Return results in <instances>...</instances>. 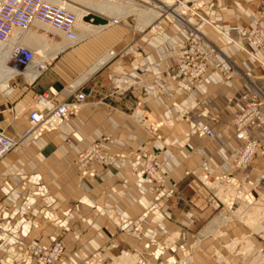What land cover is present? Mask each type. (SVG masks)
I'll use <instances>...</instances> for the list:
<instances>
[{"label": "crops", "instance_id": "obj_1", "mask_svg": "<svg viewBox=\"0 0 264 264\" xmlns=\"http://www.w3.org/2000/svg\"><path fill=\"white\" fill-rule=\"evenodd\" d=\"M259 3H206L202 12L222 36L207 31L215 56L198 82L189 80L179 65L187 42L180 28L168 21L155 32L143 21L133 25L120 20L104 27L83 23L78 25L77 44L50 31H30L37 34L34 40L20 41L38 46L37 52L45 43L52 50L44 54L52 58L31 83L18 76L11 92L10 76L6 88H0L7 92H0L1 131L21 137L38 95L54 103L70 101L77 93L86 99L78 114L58 130L30 138L0 161V203L7 208L1 222L0 264H30L21 262L22 244L48 245L54 239L65 247L62 264H82L99 250L105 251L110 264L124 255L134 260L115 264H180L188 252L190 264L241 263L228 250V241L255 238L254 231L231 215L225 203L220 212L209 203L213 191L207 181L227 175L238 186L232 190L235 196L252 193L255 200L264 193V125L249 127L250 136L261 145L250 167L239 171L230 164L243 145L235 138L233 124L244 109L242 96L264 99V65L236 44L247 46L242 30L264 28ZM74 9L84 12L83 19L89 15ZM50 34L52 40L47 39ZM137 110L151 118L155 132L133 119ZM197 126L209 127L215 137L199 138ZM101 141L109 163L88 164L86 169L97 174L82 178L78 156ZM149 154L167 174L165 186L175 189L174 196L156 201L142 170ZM222 192L219 195L225 196ZM221 216L228 219L211 224ZM120 220L134 221L141 236L119 231L115 222ZM216 253L223 260H215Z\"/></svg>", "mask_w": 264, "mask_h": 264}, {"label": "built area", "instance_id": "obj_2", "mask_svg": "<svg viewBox=\"0 0 264 264\" xmlns=\"http://www.w3.org/2000/svg\"><path fill=\"white\" fill-rule=\"evenodd\" d=\"M58 1L62 2V5L52 0H0V44L7 45L11 43L10 37L15 30L49 34V31L44 28L63 34L72 43L79 42L76 34L77 16L75 12L68 8V0ZM214 1L171 0L172 3L168 11L160 10L159 16L148 25L150 30L154 32L162 30L164 15L167 14L169 22L184 31L187 48L179 58V65L184 67V71L192 82H198L204 76L215 56V52L210 48L211 43L196 28L197 22L203 20V7L206 3ZM259 5L260 14L264 15V0H260ZM119 22L120 19L111 23L108 21L107 24H117ZM213 27L217 29L215 26ZM217 31L221 33L219 29ZM240 37L247 43V46L236 43L238 47L258 63L264 65V28H258L255 31L242 30ZM53 38V34H50L49 39L52 40ZM256 53L261 54L263 59L257 57ZM5 54V49H2L0 51V61L6 59V64L12 69L18 70L19 73L35 63L36 53L34 50L17 41L11 43V48L7 51V58ZM46 67L47 64L45 67L40 66L41 72ZM18 76H21V74L12 77L11 80ZM51 93L53 95L56 94L54 90H51ZM85 99L86 97L83 93H77L73 95L70 101L54 103L46 95H38L34 109L28 115L29 128L21 137L14 139L0 130V161L29 138L39 137L43 131L52 132L58 130L70 117L78 114ZM242 100L245 103L244 109L233 121L236 128L235 138L243 142V145L232 159V164L234 163L236 169L239 170L245 169L252 162L257 149H259L258 141L250 137L249 127L252 125L259 127L264 124V99H260L257 94H252L242 96ZM143 114V112H138L134 116V120L151 132L154 130V125L149 117ZM194 131L199 138L215 137L214 131L207 126H197ZM107 142L110 143L109 140ZM105 144V141L95 142L79 155L77 166L82 176H95L97 171H88L86 169L90 163L94 162L99 165L109 163L111 158L106 154ZM144 168L145 172L154 181L161 183L158 171L154 167V157L152 155L146 157ZM173 193V190L164 189L158 194L159 196L168 197ZM6 212V206L0 203V236L4 235L1 222ZM127 226L128 224H124L123 228ZM62 252L63 246L59 241H56L49 250L44 252L32 244L27 246L28 255L31 256L37 253L42 255L40 258L41 264H56Z\"/></svg>", "mask_w": 264, "mask_h": 264}, {"label": "rangeland", "instance_id": "obj_3", "mask_svg": "<svg viewBox=\"0 0 264 264\" xmlns=\"http://www.w3.org/2000/svg\"><path fill=\"white\" fill-rule=\"evenodd\" d=\"M106 1H108L111 4H114L116 6L119 5L120 7H123L124 5L129 6V3H133L135 5V7H136L135 8L136 10L134 11V13L130 14L127 17L120 18V20H122V21L124 20V21L129 22V23H131L133 25H135L136 22L138 24V21L139 22L140 21H143V22L146 21L145 23H147V25H148L149 23L154 21L155 18H157L159 16V13H160L161 9L158 11L156 9L157 7L167 10V8H165V6H168V2H166L165 0H164V2H160V0H91V2H89L88 4L84 3V5L79 4V3L74 2V1L71 0L69 2L67 1V4H69L68 6H71V7L83 10V11H87V12H89V14L90 13L98 14V12L96 13V11H94V10H92L90 8L95 9L94 6H96L98 3H100V5L101 4L105 5ZM157 2H160L159 6L157 5ZM121 4H122V6H121ZM120 9L122 10V11L120 10V12H124L123 10H125V8H120ZM142 12H144V13H142ZM75 14L77 15V13H75ZM202 16H203V20L202 21H200V22L196 21L197 22V27L196 28L198 29L199 33H201V35H203L206 39H208V41H209V38L207 36V34H208L207 31L208 30L215 31L217 33V35L220 36L221 33H219L217 31L218 28L215 29L213 27L215 25L212 24L211 21L207 18L206 12H202ZM77 17H78V15H77ZM105 17H107V16H105ZM164 17H165L164 18V22H167V21L169 22L167 14H165ZM108 18H110V17H108ZM110 19H111L110 23L112 22V20H116V19H114V17H111ZM192 22L194 23V21H192ZM88 23H90L92 25L91 22H88ZM44 29L47 30V31H50L52 33H55V31H53L51 29L50 30H48V28H44ZM180 30L182 31V29H180ZM182 32H184V31H182ZM30 47L34 48L35 50H36V48H38V46H36V45L30 46ZM46 51H47V48H46L45 44L43 45V47L38 49V53H40V55H43V56H45L44 53ZM11 65L13 66L12 63H11ZM16 81H19L18 77L15 78V80L14 79L10 80V82H9L10 90L9 91L12 92V88H13L12 84L14 82H16ZM0 92H2L4 94H7L6 91L5 92L4 91H0ZM138 112H141V111L137 110V111H135L132 114L133 119H134V116H136V114ZM143 115H146V114H143ZM146 116L149 117L148 115H146ZM149 119L151 120L150 117H149ZM151 123H153V122H151ZM263 125H260L257 128H261ZM252 126H254V125H252ZM153 128H154V130L151 131L152 133L156 131L157 127L154 126ZM44 132H47V131H43L41 134H43ZM235 134H236V128H235ZM252 139L257 140L256 138H252ZM28 142H29V139L27 141H25V143L23 142V145L24 144L27 145ZM258 143H259V141H258ZM260 149H261V145L259 143V149H257L254 157L256 156L257 152ZM149 155H152L154 157V167L158 171V175H159V177L161 179V183L154 181L152 179V177L147 172H145V170H144L145 169L144 168V163H145L146 157L149 156ZM149 155H147L145 157V159L143 160V164H142L143 168H142V170H143L144 175L146 176V178L150 182V185L153 188V192L155 194L156 201H158L160 199L170 198V197L174 196L175 189L174 188H167L165 186L167 174L164 173L161 170V168L158 166L157 158L153 154H149ZM233 157H232V159H233ZM232 159L230 161V164L236 169L234 163L232 164ZM253 159H252V161H253ZM77 164H78V158H77ZM251 164H252V162L245 169H242V170L237 169V170L245 171V170H247L250 167ZM77 168H78V166H77ZM79 173L81 175L80 171H79ZM96 174H97V172H96ZM96 174H95V176H96ZM81 177L82 178L88 177V178H91V179L94 178V177H89L88 175L87 176H82L81 175ZM233 181L234 180H232L227 175H221L219 177H215L213 182H208L207 181V185L213 191L211 196H210V198H209V203L212 204L215 207V209L218 210V212H220L222 210L221 207H220L221 204L225 203V206H226L225 209H227V210L229 209L228 211L231 212V215H233L234 217H236V218L240 219L241 221H243V223H245L248 227H250L254 231L255 238H253V237H251V238L232 237L228 241V250L230 252H232L233 256L240 257L241 263H239V264H251L255 260L258 263L264 264V250L263 249H259V247L264 246V193H261L258 197L255 196V200H254V195H252V193H246L244 195H239V196L236 195L235 196V195L232 194V190L233 189H237L238 186ZM209 183H213L215 187L209 185ZM164 189L165 190H173L174 193L171 196H168V197L159 196L158 193L161 192V190L164 191ZM220 192H222L223 195L225 194V196H220L219 195ZM250 194L252 196L248 198V195H250ZM235 200H238V202H236ZM229 204H231V205L229 206ZM227 219L228 218H225V216L217 217V218L214 219L215 221H213L211 224L218 226V225L224 223ZM115 223H116V226H117L119 231L127 233L128 235H132L134 237H140L141 236V228L139 227V225H135L134 221H121L120 220V221H116ZM124 224H128V226L126 228H123ZM261 226L263 228L262 230H260V231H256L255 230L256 227L260 228ZM196 236L198 237V235H196ZM56 241L61 242L59 239H54L48 245H41L37 241H34V242L32 241V242H29V243H26V244L23 243L22 244L23 250L21 252V262L22 263H28L30 261L29 262L30 264H41L40 263V258L42 257V255H40L38 253L37 254H33L31 256L28 255L27 246L29 244H32L37 249H41L42 252H44V251L49 250ZM225 245H227V244H225ZM62 246H63V252H62L61 257L58 259L56 264H62L63 257L65 255V247H64L63 243H62ZM262 248H264V247H262ZM213 257H214L215 260H217L219 262L221 260H223V257L221 256L220 253H216ZM125 258L128 261L129 260H134V258L132 259V256L124 255V256H122L120 258H117V259L114 258L112 264H115L118 261H122ZM184 258L185 259L180 264H185V263L186 264L187 263L190 264L191 256H190L189 252L186 253ZM241 258H243V259H241ZM82 264H110V259L108 258V256L105 253V251L99 250V251L91 254L89 257L85 258L84 261L82 262ZM176 264H178V263H176ZM231 264H233L232 261H231ZM235 264H237V262Z\"/></svg>", "mask_w": 264, "mask_h": 264}, {"label": "bare ground", "instance_id": "obj_4", "mask_svg": "<svg viewBox=\"0 0 264 264\" xmlns=\"http://www.w3.org/2000/svg\"><path fill=\"white\" fill-rule=\"evenodd\" d=\"M54 1L55 3H59L62 5V2H59L58 0H52ZM68 1H71V0H68ZM77 2H81V3H89L91 2V0H75ZM166 2H168V6H165V8H167L166 11H168L170 5H171V0H165ZM161 2H164V0H162ZM118 4V3H117ZM124 4V3H123ZM69 5V4H68ZM157 5L159 6L160 5V2H157ZM122 6V4H121ZM70 6H68L69 8ZM95 9H97V11L101 12L102 14H106L108 15L109 17H114V19H118V18H121V17H126L132 13H134V11L136 10L135 8V5L133 3H129V6H126L124 5L123 7H120L119 5H114V4H111L110 2L106 1V4L105 5H100V3H98L96 6H94ZM120 8H125V10H123L124 12H120ZM70 10H72V7L69 8ZM118 9V10H117ZM158 11L161 9V10H165V9H162V8H156ZM142 10V9H141ZM73 11H75V13H77L78 17L76 19V34H77V37H78V41H80V36H79V27L78 25L82 26L83 23H88L86 21H84L83 19V16L85 15L84 12H81L79 10H76L74 9ZM122 11V10H121ZM148 12V11H147ZM144 13V12H142ZM91 14V13H90ZM150 14V13H149ZM157 14V13H156ZM76 15V16H77ZM155 15V14H154ZM156 16V15H155ZM154 18V17H153ZM108 20V19H107ZM146 20V19H145ZM111 21V19L109 18V22ZM113 21H116V20H112ZM146 22V21H145ZM149 22V21H148ZM90 24V23H88ZM108 25V24H107ZM107 25H98V26H95V27H104V26H107ZM141 25V23H140ZM139 25V26H140ZM147 25V23H146ZM94 26V25H93ZM82 28V27H81ZM141 28V27H139ZM50 30V29H49ZM37 33V32H36ZM37 34H34V33H31L30 31H27V32H19L17 30L13 31L11 37H10V42H19L20 44L24 43V44H27L29 43L30 41L34 40V38L36 37ZM43 35V34H42ZM41 37V36H40ZM44 37V36H43ZM39 39V38H38ZM42 40V38H40ZM49 39V38H47ZM22 43H21V42ZM82 41V40H81ZM41 42V41H40ZM11 43H8L7 45H4V44H0V51L2 49H5V57L7 58V51H9V49L11 48ZM70 43V41H69ZM45 44V43H44ZM77 44V43H76ZM23 45V44H22ZM46 45V44H45ZM26 46V45H25ZM31 49L34 50V52L36 53V58H35V63L33 65H31L29 68L21 71V73H19L18 70H14L12 68H10V66H8L6 64V59L5 60H2L0 61V88H6V83L9 79V77L11 76L10 80L12 79V77L18 75V74H21V76L25 79V81L31 83L40 73H41V69H40V66L41 67H45V65L49 62H51V58L47 56H43V55H40V53H38L34 48L30 47V46H27ZM47 48V46H46ZM51 48H47V50H49ZM59 49V48H58ZM52 50V49H51ZM52 52V51H51ZM50 52V53H51ZM53 54V53H52ZM57 54V53H56ZM50 55V54H49ZM54 55V54H53ZM9 80V82H10ZM30 139V138H29ZM27 141V140H26ZM248 203V202H247ZM263 229V228H262ZM261 229V230H262ZM257 230V229H256ZM188 262V261H187ZM186 264V263H185ZM188 264V263H187ZM259 264V263H258Z\"/></svg>", "mask_w": 264, "mask_h": 264}, {"label": "water", "instance_id": "obj_5", "mask_svg": "<svg viewBox=\"0 0 264 264\" xmlns=\"http://www.w3.org/2000/svg\"><path fill=\"white\" fill-rule=\"evenodd\" d=\"M84 21L91 22L92 25L98 26V25H106L108 23V20L100 15L97 14H89L84 17Z\"/></svg>", "mask_w": 264, "mask_h": 264}]
</instances>
